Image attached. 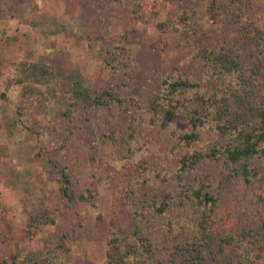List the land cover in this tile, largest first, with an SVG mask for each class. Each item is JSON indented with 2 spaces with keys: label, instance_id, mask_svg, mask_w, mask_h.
Instances as JSON below:
<instances>
[{
  "label": "rangeland",
  "instance_id": "374dc122",
  "mask_svg": "<svg viewBox=\"0 0 264 264\" xmlns=\"http://www.w3.org/2000/svg\"><path fill=\"white\" fill-rule=\"evenodd\" d=\"M209 1L146 0L134 20L121 0H0V262L12 264L14 257L21 264L32 257L36 264H106L111 222L121 220L122 240L129 241L135 227V237L150 240L169 221L177 223L181 213L193 210L182 193L213 166L206 162L181 172L179 152L172 147L180 133L188 132L189 120L175 113L163 126L157 118L151 123L149 104L161 90L163 76L217 30ZM179 15H186L190 26L188 40L170 27L159 29ZM259 31L258 47L264 48V25ZM128 33L134 42L125 48L123 35ZM258 47L252 51L258 53ZM114 48L127 53V74H113L105 65ZM258 54L264 63V53ZM33 63L53 71L33 76ZM72 84L93 93L110 86L135 99L140 114L133 108L128 113L137 119L139 133L130 139L121 117L80 108ZM65 112L73 115L68 121ZM77 120L92 127H72L60 136L61 123ZM108 132L117 133V139L108 138ZM197 135L193 147L200 150L222 140L212 131ZM61 170L69 177L68 196L61 191ZM210 171L218 174L216 209L230 210L237 230L247 228V221L258 215L253 211H261L260 206L248 217L260 189L235 178L225 182V172ZM138 247L139 255L127 264H166L168 250L145 259ZM232 252L228 248L211 264L229 263Z\"/></svg>",
  "mask_w": 264,
  "mask_h": 264
},
{
  "label": "trees",
  "instance_id": "16d2710c",
  "mask_svg": "<svg viewBox=\"0 0 264 264\" xmlns=\"http://www.w3.org/2000/svg\"><path fill=\"white\" fill-rule=\"evenodd\" d=\"M121 2L124 12L132 19L138 17L147 5L146 0ZM258 3L255 6L252 0L209 1V17L217 30L191 56L163 76L161 90L150 100L149 113L151 123L157 118L160 126L175 113L188 118V132L180 133L172 147L179 152L181 172L199 169L209 162L213 170L226 173L225 182L235 178L243 186H258L260 191L250 207L248 217L252 210L261 206V211H253V214H258L255 220L261 224L256 226L255 220H248L247 228L237 230L231 224V211L221 213L216 209L220 187L216 182L218 174H212L210 169L198 179L196 185L189 184L182 193L181 197L191 199L190 209L193 210L181 213L177 223L169 221L168 227L155 232L150 240L135 237L137 227L128 236L129 241L122 240L123 237L118 233H121V220H113L109 228L106 264H127L139 255L138 246L146 253L145 259L159 249L168 250L166 264H202L203 261L211 264L228 248L233 251V258L229 254L231 259L225 264H264V186L259 188V185L264 184V63L260 64L262 58L258 54L264 53V48L258 47L262 46L258 43V35L264 25V0H258ZM151 7L155 8V4ZM253 11L258 15L252 16ZM158 26L161 31L170 27L186 40L191 30L186 15H179ZM123 41L125 48L134 42L129 33L123 35ZM255 46L259 48L258 53L252 51ZM109 53L111 60H105V65L113 74H127L130 66L125 50L114 48ZM30 66L33 76L53 71L52 67L42 64L33 63ZM70 89L80 108L109 114L112 119L121 117L126 121L125 133L130 139L139 133L137 119L128 113V108H133L140 114L139 103L135 99L118 95L110 86H104L94 93L87 89L82 92L74 84ZM65 113L67 121L73 117L70 112ZM72 127L73 130L87 129L92 125L80 120L72 124L61 123L60 136H65ZM199 130L212 131L222 140L207 150L193 147L199 137ZM107 137L117 139V133L108 132ZM138 142L141 148H146L143 140ZM129 152L131 150L128 147L125 153L129 155ZM61 172V191L64 196H68L69 177L63 170ZM79 198L85 199L84 195ZM115 208L118 209V205L114 203ZM239 219L240 216H237L236 220ZM257 243L259 247L252 253L251 249ZM11 263L19 264V261L13 257ZM21 264H36V260L28 257L21 260ZM49 264L55 263L50 260Z\"/></svg>",
  "mask_w": 264,
  "mask_h": 264
}]
</instances>
